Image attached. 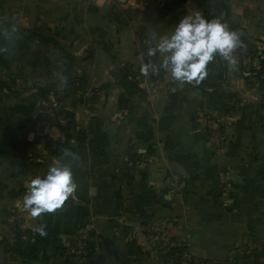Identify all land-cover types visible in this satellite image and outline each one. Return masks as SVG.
<instances>
[{"label": "crops", "instance_id": "obj_1", "mask_svg": "<svg viewBox=\"0 0 264 264\" xmlns=\"http://www.w3.org/2000/svg\"><path fill=\"white\" fill-rule=\"evenodd\" d=\"M260 1L240 25L243 55L234 50L235 64L216 56L212 64L221 61L226 78L218 90H201L142 71L139 36L151 0H0V31L19 29L0 51V81L12 89L0 90V264H171L140 228L156 216L183 224L201 264H264ZM42 36L74 56L81 90L41 96L39 84L57 76L49 67L62 68ZM64 149L74 158L62 157ZM58 157L71 164L78 187L59 208L33 217L23 206L27 184ZM83 231L99 236V248L84 259L67 256L65 246Z\"/></svg>", "mask_w": 264, "mask_h": 264}, {"label": "clouds", "instance_id": "obj_2", "mask_svg": "<svg viewBox=\"0 0 264 264\" xmlns=\"http://www.w3.org/2000/svg\"><path fill=\"white\" fill-rule=\"evenodd\" d=\"M8 29L0 31V51L6 50L19 32L15 23ZM145 44L143 55L149 58L142 68L145 75L152 68L163 70L172 80L191 83L205 78L207 67L216 56L235 64L232 54L240 44V36L219 17L206 18L195 12L181 16L168 34L157 37L149 32ZM153 57L158 58L159 63H154ZM74 156L71 149H64L62 157L73 159ZM62 157L51 162L43 175L34 176L27 184L23 206L33 217L59 208L78 187L71 164ZM36 230L44 234L42 227Z\"/></svg>", "mask_w": 264, "mask_h": 264}, {"label": "rangeland", "instance_id": "obj_3", "mask_svg": "<svg viewBox=\"0 0 264 264\" xmlns=\"http://www.w3.org/2000/svg\"><path fill=\"white\" fill-rule=\"evenodd\" d=\"M167 2H165L164 0H151V11L150 14L147 15V17L144 19L143 21V25L146 26V32L143 33L142 35L139 36V40L141 43H145V40L147 39L148 33L152 32L155 33L156 36L158 37L159 35H164V34H168L170 33L174 27L175 24L178 22L179 18L183 15L186 14H192L195 12H199L200 14H202L203 16H205L206 18H217L219 17L224 23H226L228 26L232 25L233 28L230 29L237 32L238 35L240 36V44L243 43V41H247L246 37L241 34V32L239 31L240 29V25L243 24L244 20H245V14H254L255 12H257V2L256 0H251V2L247 1V0H200L201 3L205 4V5H210V4H214L216 2H221L222 5L224 6V8L220 9V10H213V9H209L208 7H197L195 4L192 3L191 0H166ZM264 0L260 1V3L263 4ZM162 3V5L160 4ZM264 6V5H263ZM166 8L168 11L166 12L167 15H165L163 9ZM224 13H227L228 16L225 19ZM155 15V16H153ZM263 15V14H262ZM262 19H258V21L260 22ZM264 20H262L263 23ZM243 38L245 40H243ZM239 44V45H240ZM147 58V57H146ZM54 61H55V66H63V62H64V58L62 57V55L57 51L56 56L53 57ZM149 58H147L148 60ZM153 60L154 63H159V59L156 57L151 58ZM60 61V65L58 64V62ZM222 62L220 61L218 65H220L222 67ZM209 64H212V62H210ZM215 64V63H213ZM75 65V64H74ZM48 70V68L46 69ZM49 70L55 71L56 72V79H58L60 77V73L62 68L60 67H55V68H51L49 67ZM153 71V78L152 81H155V79H159V80H164L166 78H168L169 80H172L169 78L168 74L166 72H164L163 70H155V69H151ZM233 74H235V72H232ZM151 73H148V77H150ZM54 79V78H53ZM54 79V80H56ZM49 82H44V83H40L39 86H45L46 84L50 83ZM112 84H116V81H112ZM174 82H178L175 81ZM178 83H185V82H178ZM189 86H192L195 88V84L196 82L193 81L191 83H186ZM36 85V84H35ZM14 86H16V84H14ZM26 84H21L19 86V88L25 87ZM101 86V85H100ZM99 86V87H100ZM221 87V86H220ZM219 87V88H220ZM218 88V89H219ZM218 89H213V90H218ZM79 89H76L72 92H77ZM40 93V92H39Z\"/></svg>", "mask_w": 264, "mask_h": 264}, {"label": "built area", "instance_id": "obj_4", "mask_svg": "<svg viewBox=\"0 0 264 264\" xmlns=\"http://www.w3.org/2000/svg\"><path fill=\"white\" fill-rule=\"evenodd\" d=\"M203 125L208 133L209 142L215 148L220 147V135L210 127L207 118L203 120ZM178 189L176 184L171 188V192L177 193ZM140 228L149 247L163 258L166 256L170 263L175 261L177 264H188L190 261L194 263L200 261L189 252V232L179 220L167 216H156L145 220ZM100 243L96 233L83 231L71 237L64 252L67 256L84 259L91 256L99 248Z\"/></svg>", "mask_w": 264, "mask_h": 264}, {"label": "trees", "instance_id": "obj_5", "mask_svg": "<svg viewBox=\"0 0 264 264\" xmlns=\"http://www.w3.org/2000/svg\"><path fill=\"white\" fill-rule=\"evenodd\" d=\"M191 1L197 7H208L209 9H213V10H220L224 8V6L222 5L220 1L214 4H210V5H205L201 3L200 0H191ZM227 16L228 14L224 13L223 17L225 19L227 18ZM229 27L231 29L233 28L232 25H229ZM42 38L45 41L52 43L54 48L64 58V62H63L62 70L60 73V77L58 79L46 84L45 86L37 87L41 96L45 99L47 98V95H52L53 97L58 98V94H60L61 91L66 92V93L67 92L71 93L72 91L76 89L81 90L84 81L82 80V78L77 76L74 72V64H75L74 56L66 52L64 48L59 45L58 41L54 37L42 36ZM243 40L245 39L243 38ZM261 42L264 46V40H261ZM236 50L238 51L240 55H243L242 52H240V49L238 47L236 48ZM263 71H264V49L262 51L261 58H260L259 73H262ZM127 76L128 74L126 73L121 74L119 83L123 85L125 82H127L128 81ZM225 78H226V71L223 66L221 67L220 65L209 64L207 67V75L205 76L203 80L196 82L195 88H198L201 90H204L207 88L218 89L223 83V81L225 80ZM124 80L125 82H123ZM107 86L108 84H104L100 86V88L101 89L106 88ZM3 89H7L8 91L12 90L7 83L0 81V90H3ZM164 260L168 262V258L166 256L164 257ZM171 264H177V263L174 261ZM188 264H200V261L198 263H194L190 261Z\"/></svg>", "mask_w": 264, "mask_h": 264}, {"label": "water", "instance_id": "obj_6", "mask_svg": "<svg viewBox=\"0 0 264 264\" xmlns=\"http://www.w3.org/2000/svg\"><path fill=\"white\" fill-rule=\"evenodd\" d=\"M201 148H202V143L199 141L196 143L194 151L201 152Z\"/></svg>", "mask_w": 264, "mask_h": 264}]
</instances>
